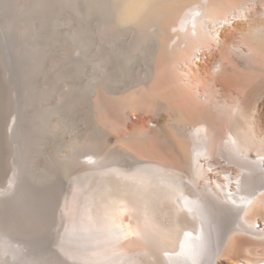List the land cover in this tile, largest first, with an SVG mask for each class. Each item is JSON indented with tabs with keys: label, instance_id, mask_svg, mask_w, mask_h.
I'll return each instance as SVG.
<instances>
[{
	"label": "bare ground",
	"instance_id": "6f19581e",
	"mask_svg": "<svg viewBox=\"0 0 264 264\" xmlns=\"http://www.w3.org/2000/svg\"><path fill=\"white\" fill-rule=\"evenodd\" d=\"M102 2L92 105L102 147L107 126L130 129L134 167L88 156L55 212L72 201L90 213L69 215L54 232L63 252L50 250L22 168L25 46L0 31V264H264V0ZM88 27L85 10V41Z\"/></svg>",
	"mask_w": 264,
	"mask_h": 264
},
{
	"label": "rangeland",
	"instance_id": "374dc122",
	"mask_svg": "<svg viewBox=\"0 0 264 264\" xmlns=\"http://www.w3.org/2000/svg\"><path fill=\"white\" fill-rule=\"evenodd\" d=\"M102 1L0 0V31L8 36L16 34L15 40L26 49L21 53L26 79L23 89H30V93L23 100L20 123L27 129L33 117L34 125L30 131V149H22V168L36 187L39 197L36 212L41 216L44 214L46 219H38L36 225L40 227L44 222L48 231L51 230L47 242L50 250L55 252H63L59 244L62 242L65 245V241L60 239V235L56 237L54 232L63 233L64 229L70 228L68 221L72 214L90 213L84 205L72 201L68 206V215L66 213L63 219L55 212L58 200L61 202L67 190L75 193L73 176L83 172L87 157L100 151L108 152L113 154L112 161H117L115 163L123 168L134 167L132 157L124 153L130 129L119 125L107 126L112 138L107 146L102 147L101 118L92 105V87L96 83L94 74L101 69L97 64L101 57L107 56L105 50L104 53L99 51L96 37L108 15L106 4ZM85 10L89 14L87 42L82 35ZM2 74L3 70L0 76ZM124 83L119 84L118 90L125 87ZM132 118L135 119L134 114ZM7 119L8 115L4 113L2 128ZM7 152L8 149L2 156L4 173L0 177L1 188L7 185L9 178L5 164ZM46 209L48 213L52 210L55 213L48 214ZM120 227L117 226L116 230ZM120 251L124 254L125 248ZM133 253L137 254L135 250Z\"/></svg>",
	"mask_w": 264,
	"mask_h": 264
}]
</instances>
